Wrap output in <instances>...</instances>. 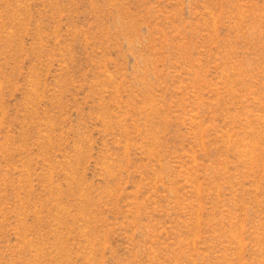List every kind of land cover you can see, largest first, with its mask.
I'll list each match as a JSON object with an SVG mask.
<instances>
[{
  "label": "rangeland",
  "instance_id": "1",
  "mask_svg": "<svg viewBox=\"0 0 264 264\" xmlns=\"http://www.w3.org/2000/svg\"><path fill=\"white\" fill-rule=\"evenodd\" d=\"M0 264H264V0H0Z\"/></svg>",
  "mask_w": 264,
  "mask_h": 264
}]
</instances>
